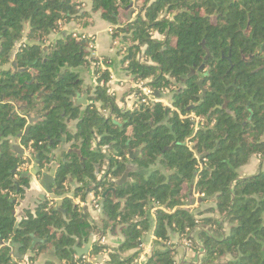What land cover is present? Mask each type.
<instances>
[{"label":"trees","instance_id":"1","mask_svg":"<svg viewBox=\"0 0 264 264\" xmlns=\"http://www.w3.org/2000/svg\"><path fill=\"white\" fill-rule=\"evenodd\" d=\"M88 1L89 9L82 0H0V264H21L8 243L20 244L25 257L34 238L41 243L29 264L51 251L76 264V239L87 243L92 233H120L124 241L115 249L94 245L91 256L108 249L107 264H132L153 228L147 264H177L174 235L205 251L198 264H264V170L240 175L254 158L264 161V0ZM97 13L130 81L167 92L172 108L122 112L111 94L112 59L93 57L80 35L51 41L61 24L87 27L83 20ZM208 51L215 60H205ZM203 64L210 72L202 89L190 74ZM89 67L97 85L87 89L90 104L76 106L84 91L77 70ZM29 119L20 143L32 160L12 145ZM63 143L73 151L63 153L52 190L57 199L74 184V200L48 201L16 226L15 183L27 180L13 171L36 156L44 169ZM138 150L134 163L144 173L117 187L129 151ZM192 187L204 195L198 213L185 209ZM113 188L99 228L75 200Z\"/></svg>","mask_w":264,"mask_h":264},{"label":"crops","instance_id":"2","mask_svg":"<svg viewBox=\"0 0 264 264\" xmlns=\"http://www.w3.org/2000/svg\"><path fill=\"white\" fill-rule=\"evenodd\" d=\"M82 1L88 5V9H89L90 8V5L88 4L89 1L88 0H82ZM135 15L136 14H133L134 18H135ZM83 22L87 23L88 26L85 27V26H83L79 23H76V22L61 24L59 27V30L51 36V41H55L62 36H67L70 34L80 35V36H82V38H85L86 40L91 41V44L94 48L93 53L95 54L96 57L111 58L112 64L114 63L113 59L115 58L118 62V67L115 69L113 66L111 67V76H112L111 91L116 92L118 100L123 99L124 97H126V95L132 89L133 82H131L130 78H128L127 75L123 72L121 59L117 54V49H116V47L114 48L112 46V37H111V34L109 32L110 25L101 17V15L99 13L92 14L89 18L83 20ZM101 36H107L108 41L106 42V40L101 39L102 42H100ZM104 43H107L108 47H109L107 54L103 53V50L105 48ZM114 66H115V64H114ZM77 71L81 74V77L84 80V91L83 92H88L87 89L96 87L97 81L95 79L94 70L92 67L80 68ZM89 74L92 75V77H93V81H94L93 84H91L89 81L85 82L87 80L86 78H87V76H89ZM78 95H82V94H78ZM156 97L159 99H162L165 102L166 106L172 108V104L170 102V97H169L168 93H156ZM76 99H77V97L75 98V100ZM88 104H90V98H89ZM82 107H86V106H82ZM71 127L74 128L75 123H73ZM12 145L15 148H17V151L20 154L22 153V156L24 158H26L27 149L21 143H17L16 139H12ZM71 151H73L72 145L63 143L61 145V147L53 153V159L51 160V165H50L51 167H50L49 174H51L53 176L56 175V172L59 168L58 166H60V162L62 160L63 153L64 152H71ZM256 161L258 162L259 160H252V162L247 167H245L244 169L249 168V166H255ZM133 164H135L134 161H133ZM35 166L36 165L34 162L31 163V166H30L28 172H26V173H33ZM262 166H264V165H262ZM22 174H24V173H22ZM22 174H20V175H22ZM17 178H18V176H16L15 179H17ZM22 186H27V182H26V184H22ZM75 187H76V185L73 184L71 189L67 192V194L64 195L63 197L57 198V200H64L65 197H68V198L74 200L73 189ZM192 193L193 192H192V188H191V190L189 191V197H190V194H192ZM23 194H24V192L21 191L20 194L16 197V199L22 198ZM193 195L197 200H199V199L201 200V198L198 197L199 194H197L195 191H194ZM75 203L79 204L78 200H75ZM185 207H189L190 210L198 213V212L203 211L206 206L204 203L199 204L197 201H196L194 206H191L190 202L188 201V204ZM151 213H152L153 218H155V211H152ZM29 214H31L30 210H24L23 217H28ZM98 222H97V224H98ZM151 231H153L152 238H151V240H152L154 238V228ZM148 234H147V236H148ZM105 237L107 239V245L110 249L118 248L124 241V236L120 233H117V234L109 233ZM181 241H182V239H181L180 235H174L172 237V243L176 245L175 249L177 250V253H178V256L176 258L177 264H198L197 263L198 257H199L198 252H196L195 250L189 251V250L185 249L181 245ZM79 244L82 247L84 243L81 244L79 241ZM12 246H13V251H14L15 250L14 243H12ZM189 252L191 253L190 258H188ZM46 262H52L54 264L60 263V261H58V259L53 255L52 252H50V253L42 256L41 258H39L36 261V264H45Z\"/></svg>","mask_w":264,"mask_h":264},{"label":"water","instance_id":"3","mask_svg":"<svg viewBox=\"0 0 264 264\" xmlns=\"http://www.w3.org/2000/svg\"><path fill=\"white\" fill-rule=\"evenodd\" d=\"M129 9H131V10H129V12L127 14V19L131 20L132 15H133L132 5L130 6ZM25 41H26V39H23L16 45V47L13 51V57L18 52L19 48L25 43ZM201 69H203V67ZM199 84L203 89V80H201L199 82ZM204 96H205V94L203 95V97ZM88 101H89L88 92H83L82 95L77 96V99L74 101V103L76 106H87ZM34 121H35L34 119H29V124L26 127L25 131L23 132V134H21L19 136L18 139H16L17 143H20V139L22 137H27L29 135L30 126H32L34 124ZM15 149L17 150V148H15ZM139 154H140V150H138L136 152L129 151V161L126 164V170H125L124 174L121 176V178L112 181V183L114 185H116L117 187H122V186L132 182V178L130 177V175L132 173H144V170L142 168H140L138 165L133 164V161L139 156ZM20 156H22V153L20 154ZM204 157H205V155L202 156V158H204ZM52 159H53V155L51 156V160ZM33 160H34V163L36 165L34 168V172L33 173H24L21 175L22 179L27 180V186H22L18 182L15 183V187H16V195L15 196H18L21 191L24 192L22 198H20V199L14 198L11 201V204L14 205V207H15L14 211L12 212V215L14 217H16V226H19V224L24 219L25 220L27 219V217H23L24 210H30L31 214L35 215L37 209H39L41 206L46 204L48 201L56 200L59 205H61V203L63 201V200H57L53 195L52 187H54L56 184V179H55L56 175L53 176V175L49 174L51 164L49 166L45 167L44 169H42L40 161H39V156H36L35 158H33ZM58 167H60V166H58ZM16 173H17V170H14L13 174H16ZM197 176H198V174H197ZM115 191H116V188H113L111 190H108L103 195L101 206H103V201L107 197V195L111 192L114 195ZM194 191H195V187H192V192L194 193ZM193 193L190 194V197H189L190 198L189 199L190 205L194 206L196 201L199 204H202L203 200L202 199L197 200L194 197ZM185 209L190 210L189 207H185ZM152 234H153V231H150L148 236H147L146 242L151 243ZM96 239H97L96 234L92 233L89 237L88 242L84 243L82 247L79 244V240L76 239V242L72 248L73 251L76 253V256L81 258L83 256L90 255L91 250L93 249V247L95 245ZM38 243H41V241L34 238L32 246L29 249L27 256H25V257H23L19 254L20 244H17V243L14 244V246H15V250L13 251L14 258L15 259L24 258L25 259L24 264H29L30 257H33V254H32L33 249L35 248V246ZM52 253L54 255V252H52Z\"/></svg>","mask_w":264,"mask_h":264},{"label":"built area","instance_id":"4","mask_svg":"<svg viewBox=\"0 0 264 264\" xmlns=\"http://www.w3.org/2000/svg\"><path fill=\"white\" fill-rule=\"evenodd\" d=\"M109 32H110V34L112 33L111 28L109 29ZM82 39L88 42V44L90 45V50L92 52V56L95 57V54L93 53L94 48L91 44V41L86 40L85 38H82ZM147 84H148L147 81L134 82L130 92L126 95V97H124L121 100H118L116 92L111 91L112 96L117 99L118 108L122 112H124L127 110L128 111L136 110L143 105L149 106L151 103H162L165 105V102L162 99H159L156 97L157 92L152 90ZM163 93H167V92H163ZM104 113H105V116L108 115V112H104ZM30 152H31V150H27L26 159H28V158L31 159ZM33 162L34 161L27 162L24 165H22L17 170V174H18L17 176H20V174H22V173L28 172V170L31 166V163H33ZM102 175H104V174H102ZM102 177L103 176H101V178ZM99 191H101V189H99ZM198 197H200L202 199L204 197V195L199 194ZM102 199L103 198L101 197L100 194H96L94 192H91L88 194L85 201L78 200L79 205L82 208L87 209V211L91 214L92 222H94L96 224L100 220V217H101ZM153 211H156V210H153ZM146 239L147 238H145L144 241H142L139 256L132 264H147L148 263V260L150 259L151 253L153 250V247H152L153 239H152L151 243L146 242ZM95 245H97L99 247L108 246L106 237L104 235L97 237V239L95 240ZM181 245L189 251L194 250L193 242L191 240L182 239ZM109 253H110V251H108V249H104L103 251H101L96 256H91V253H90V255L83 256L81 258L76 256L75 263L76 264H107L109 261ZM198 254H199V257H198L197 263H199L201 261V259L203 258L204 254H205V251L202 248H200V250L198 251Z\"/></svg>","mask_w":264,"mask_h":264},{"label":"rangeland","instance_id":"5","mask_svg":"<svg viewBox=\"0 0 264 264\" xmlns=\"http://www.w3.org/2000/svg\"><path fill=\"white\" fill-rule=\"evenodd\" d=\"M83 2V1H82ZM101 39H104V40H106V42L108 41V37L107 36H101L100 37V42H102V40ZM104 50H103V53H108V44L107 43H104ZM113 64H112V66L114 67V69L115 68H117L118 67V62H117V60L114 58L113 59ZM114 64H115V66H114ZM111 66V67H112ZM90 73V72H89ZM87 80L85 81V82H90L91 84H93L94 83V81H93V77H92V75H90L89 74V76H87V78H86ZM254 160H259L258 162L256 161L255 163H256V165L255 166H249V168H247V169H241V171H240V175H241V177H248V176H251V175H255V174H257L261 169L262 170H264V166H262V165H264V161H262V158H254ZM264 160V159H263ZM98 225V227L99 228H101V225L98 223L97 224ZM181 253V252H180ZM189 255H188V258H190L191 257V253L189 252L188 253ZM58 264H63V263H58Z\"/></svg>","mask_w":264,"mask_h":264},{"label":"flooded vegetation","instance_id":"6","mask_svg":"<svg viewBox=\"0 0 264 264\" xmlns=\"http://www.w3.org/2000/svg\"><path fill=\"white\" fill-rule=\"evenodd\" d=\"M234 1H236V0H234ZM218 15H221V14H218ZM244 32V31H243ZM245 33V32H244ZM222 58L223 59H225V58H227V57H225V56H222ZM208 59H211L212 61L213 60H215V56L214 55H212V53H210L209 51L207 52V56H206V58H205V60L207 61ZM228 60L230 59L229 57L227 58ZM211 61V62H212ZM203 67V69H201ZM209 72H210V69H206V64H203L197 71H195V70H193V72L190 74L192 77H197L198 79H200V81L201 80H203V78H204V76H208V74H209ZM17 196H15L14 198H16ZM16 218V217H15ZM27 219H28V217H27ZM25 220V219H24ZM15 244V243H14ZM8 245L9 246H12V243L11 242H9L8 243ZM12 248H13V246H12ZM20 250V249H19ZM51 252H53V251H51ZM50 253V252H49ZM14 256V255H13ZM21 259H23V258H21ZM24 262H25V259H24V261L21 263V264H24Z\"/></svg>","mask_w":264,"mask_h":264}]
</instances>
